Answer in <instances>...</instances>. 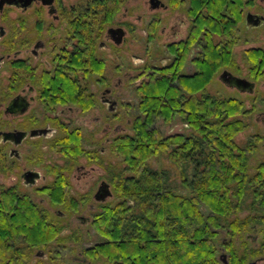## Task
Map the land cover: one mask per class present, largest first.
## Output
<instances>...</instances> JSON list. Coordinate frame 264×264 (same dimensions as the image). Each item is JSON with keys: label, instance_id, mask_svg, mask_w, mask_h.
<instances>
[{"label": "flooded vegetation", "instance_id": "obj_1", "mask_svg": "<svg viewBox=\"0 0 264 264\" xmlns=\"http://www.w3.org/2000/svg\"><path fill=\"white\" fill-rule=\"evenodd\" d=\"M243 1L231 0V8L223 0L216 11L209 0H146L141 8L155 13L149 22L139 3L131 11V0L3 6L0 16L17 15L0 25V202L38 206L63 239L38 240L23 264H106L93 256L99 239H90L97 217L117 201L114 165L105 157L114 156L118 137L133 134L141 89L172 88V136L184 139L194 135L196 101L228 91L252 95L225 83L224 73L255 83L256 92L258 69L244 76L236 53L247 33L264 32V0ZM136 43L141 55L130 53ZM249 50L264 56V47Z\"/></svg>", "mask_w": 264, "mask_h": 264}, {"label": "trees", "instance_id": "obj_2", "mask_svg": "<svg viewBox=\"0 0 264 264\" xmlns=\"http://www.w3.org/2000/svg\"><path fill=\"white\" fill-rule=\"evenodd\" d=\"M209 1L216 11L223 2ZM227 4L234 7L231 0ZM110 9L115 14L119 6ZM232 54L229 48L228 66ZM245 64L260 75L264 56L249 50ZM160 89L151 85L144 93L140 90L145 102L140 104L133 134L116 139L114 152L125 168L115 173L117 201L97 217L99 243L93 256L106 264H221L223 251L229 264L264 259V229L258 245L255 237H247L264 226V161L251 167L260 137L244 147L236 143V136L247 128L240 118L245 113L243 102L204 97L195 102L189 119L194 135L165 137L154 125L162 119L172 122L173 96L171 87L164 93ZM163 152H169L180 173L179 183L168 170L149 166L150 159ZM38 240L63 242L38 206L3 198L0 264H23L40 248Z\"/></svg>", "mask_w": 264, "mask_h": 264}, {"label": "rangeland", "instance_id": "obj_3", "mask_svg": "<svg viewBox=\"0 0 264 264\" xmlns=\"http://www.w3.org/2000/svg\"><path fill=\"white\" fill-rule=\"evenodd\" d=\"M146 0H131V11L135 10V4L139 3L138 8H141L142 4L145 2ZM125 7H123L122 9H120V11L122 12L124 10ZM142 10V15L143 16V20L145 17V21L149 22L151 20V18H153L155 16V13H152V11L146 7V8H141ZM16 13L9 10L7 11L3 16H0V25H5L7 26L8 23L11 22H15V17H16ZM134 15V13H133ZM142 20V22H143ZM144 24V23H142ZM8 27V26H7ZM139 29H142L143 26H139ZM258 37L254 34V33H250V34H246L245 37L243 38V48L237 49V53H236V57L237 59L242 60V67H243V74L244 76L247 75L248 73V66L245 64V52L247 51V49L252 48V47H264V32L258 33ZM135 39H137L139 42L142 41L140 39V37H136L134 36ZM132 37V38H134ZM142 37H146V35L143 32ZM127 46V45H126ZM125 45L123 46V48L121 49L122 51L127 50V47ZM134 46V47H133ZM132 50H131V54H137V55H141L143 52V47H141L140 44L136 43V45H133ZM129 48V47H128ZM151 49L149 50L150 52H152V55L155 56L156 54V49H155V45L154 42L150 47ZM250 69V68H249ZM264 69V68H263ZM264 70H261L260 72V76H259V83L256 89V92L252 95H247V94H238L236 93H232L231 91L225 92V94L223 95H219L217 93H215L216 89L215 87H213V94L215 93L218 97L221 98H236L240 101L243 102L244 105V115H242L240 118L245 122V124L247 125V128L244 132L239 133L236 136V143L240 146V147H244L246 146L247 143H249L251 140L253 141L255 139L256 136L260 137V141H259V147H258V151L251 156V167L255 168L257 166V164L261 161H264ZM219 87V86H218ZM224 92V91H223ZM222 92V93H223ZM157 126L159 127V129L161 130V133L163 136H170L173 133V126H172V122L170 123H165L164 121H159L157 122ZM109 160V162H113L114 165V170L115 173L117 172H121L124 170L125 168V164L122 161V157H120L118 154H114V156H109V158L107 159V156L105 157V161L107 162ZM149 166L152 167L153 169H158V170H168L171 173L172 178L175 180V182H180V173L178 172L176 166L172 163V161L169 158V152H163L161 153L158 157H153L152 159H150L149 161ZM81 187V185L78 184V188ZM78 215L84 216V213H80ZM247 216V213L245 214H241L240 218H245ZM262 227V226H261ZM260 227V228H261ZM264 229V226L259 230L258 234L256 233H248L249 238L250 237H255L254 240V244L258 245L262 239H263V235L261 233V231ZM65 235H68V233H66ZM93 241H96L99 239V237L96 234H93V237L90 238ZM252 239V238H250ZM225 254L226 252H220V257ZM71 255H76L75 252ZM222 264V263H221ZM250 264H264V259L263 258H258L254 261H251Z\"/></svg>", "mask_w": 264, "mask_h": 264}, {"label": "water", "instance_id": "obj_4", "mask_svg": "<svg viewBox=\"0 0 264 264\" xmlns=\"http://www.w3.org/2000/svg\"><path fill=\"white\" fill-rule=\"evenodd\" d=\"M13 2L14 0H0V10H2L5 4L12 5ZM117 31H121V30H117ZM223 78H224L225 83L238 88L241 92H248L249 94H253L255 91V88H256L255 83H252L248 81L247 79L235 77L230 72L224 73ZM220 261L223 264H229L227 261V256L225 254H223L220 257Z\"/></svg>", "mask_w": 264, "mask_h": 264}]
</instances>
